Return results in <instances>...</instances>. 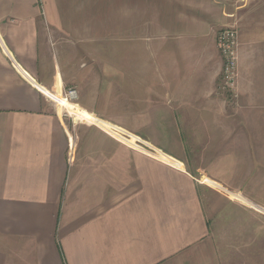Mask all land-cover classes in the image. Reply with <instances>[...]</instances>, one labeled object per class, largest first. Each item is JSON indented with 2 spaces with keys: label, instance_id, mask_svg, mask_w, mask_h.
<instances>
[{
  "label": "crops",
  "instance_id": "obj_1",
  "mask_svg": "<svg viewBox=\"0 0 264 264\" xmlns=\"http://www.w3.org/2000/svg\"><path fill=\"white\" fill-rule=\"evenodd\" d=\"M228 13L226 0H0V264H233L237 242L218 249L197 172L161 138L216 117ZM108 53L111 80L88 78L87 56ZM70 85L79 104L59 94Z\"/></svg>",
  "mask_w": 264,
  "mask_h": 264
},
{
  "label": "rangeland",
  "instance_id": "obj_2",
  "mask_svg": "<svg viewBox=\"0 0 264 264\" xmlns=\"http://www.w3.org/2000/svg\"><path fill=\"white\" fill-rule=\"evenodd\" d=\"M226 4L231 9L226 24L234 25L238 32L235 85L223 83L221 70L216 117L187 120L190 125L183 127V134L161 138L172 146V152L165 153L182 152L189 169L197 172L213 224L211 237L221 245L218 249L228 250L229 242H237L238 246L231 247L233 264H264V6L257 7L255 0L239 9L241 3L235 5L234 0H226ZM104 47L110 51L111 42ZM111 57L110 53L87 56L88 78L103 75L105 82L110 81ZM69 87L79 92L76 85ZM69 112L74 116L71 109ZM65 116L72 122L88 123ZM154 148L157 145L145 151L155 152Z\"/></svg>",
  "mask_w": 264,
  "mask_h": 264
},
{
  "label": "built area",
  "instance_id": "obj_3",
  "mask_svg": "<svg viewBox=\"0 0 264 264\" xmlns=\"http://www.w3.org/2000/svg\"><path fill=\"white\" fill-rule=\"evenodd\" d=\"M247 1L248 0H234V3L235 5L241 3L239 6H237V8L239 9L241 7H244ZM227 15L230 16L231 13H228ZM217 45L223 56V67H222L223 83L232 87L235 85V79L237 76V66H238V32L236 27H234V25L226 24L223 28L219 30L217 34ZM43 93L48 97V99L51 102V105L59 111L58 105L60 102L50 97L47 93L45 92ZM61 98L63 102L69 101L72 103H77V100L79 98V92L75 87H68L67 89L65 88L62 90ZM61 113H63L64 115L66 114L70 115V117H73L72 119H75L74 116H72L70 112L65 108H62Z\"/></svg>",
  "mask_w": 264,
  "mask_h": 264
},
{
  "label": "bare ground",
  "instance_id": "obj_4",
  "mask_svg": "<svg viewBox=\"0 0 264 264\" xmlns=\"http://www.w3.org/2000/svg\"><path fill=\"white\" fill-rule=\"evenodd\" d=\"M61 92H62V91H60L59 94H61ZM67 102H69V101H67Z\"/></svg>",
  "mask_w": 264,
  "mask_h": 264
}]
</instances>
